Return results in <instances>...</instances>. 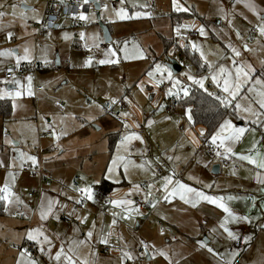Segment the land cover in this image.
<instances>
[{
    "label": "rangeland",
    "instance_id": "obj_1",
    "mask_svg": "<svg viewBox=\"0 0 264 264\" xmlns=\"http://www.w3.org/2000/svg\"><path fill=\"white\" fill-rule=\"evenodd\" d=\"M82 1L84 3V0ZM209 1L177 0L183 8H186V5L196 7L207 22L213 21L206 27V25L201 26L196 19L194 22L204 29V34H198L196 40H188V35L185 36L187 33L185 31L190 28L187 21L177 27L168 23L167 15L171 9H174L173 0H123V2L122 0H105L99 10H89L86 26L78 28L79 40L82 44L76 49L75 30L68 28L67 25L49 31L43 38L33 34L27 43L18 47L25 37L21 34L20 24L17 27L18 20L14 18L13 13L20 11L27 17L32 14L36 19L31 21H38L39 24L46 15L45 8L43 9V3L45 4L46 0H34L31 4L33 9L30 11L21 8L22 4L29 6L27 2L1 0L0 13L3 15H0V38L7 45L1 47L0 51L10 49L22 56L24 49L27 48L30 59L23 61H26L30 67L33 63H37L39 68L29 74L32 76L33 95L23 94L15 98L4 95L0 98V100H8L12 107L10 115L5 120L2 121L0 118V137L8 140L9 133L15 138L7 145L10 147L8 153L15 154L19 160L20 153H24L23 162L28 163L25 166L31 164L27 157L30 154L34 156L40 149H43L45 154L51 151V148H57L58 151L63 149L62 152H65V149L72 154L68 161L69 165L78 167L82 157L87 154L83 164L92 168L94 178L98 179L105 175L106 179L120 182V184L127 183L130 188L138 185L142 191H145L152 179L148 170L150 172L159 170L165 163L168 166V172L172 175L178 179L190 180L193 163L202 158L204 163L208 158L211 163L207 162L206 168L210 171L216 164L214 162H217V158L209 154V149L210 147L220 149L219 154L222 153L224 160L229 161V166L237 165L239 168L236 174L232 173L231 169L229 172L222 170L213 182L215 191L223 189L221 201L227 205L232 215L238 218L233 220L227 213L224 217V220L226 217L228 219L225 226L235 238L229 237L228 232L220 225L213 222L206 224L203 221L198 224L196 220V227L201 225V228L196 229L197 236H194L198 239L197 245H190L189 248L187 244V246L177 244L172 253L181 258L180 264H264V219L261 221L262 217L259 216V213L264 216V168L257 167V164L264 161V116L259 118L260 123H252L257 117L242 111L237 113L233 108V113L227 115L220 124L224 120H229L233 126L244 128L245 133L237 141H225L224 146L221 147L219 140L216 144L211 142L212 136L220 125L204 141L206 132L200 125L192 124L188 108L178 104L176 109H168L173 100L178 102L186 96L184 89L188 92L190 86L216 94L217 89L222 90L224 75L219 72L212 73L209 70L212 76L219 75L221 83L212 81L213 85H208L206 75H197L188 61H181L172 49L174 48L172 45L164 51L161 37L171 42L173 36L181 40L187 39L189 47L200 56L202 53L204 56L201 58L205 57L208 65L220 64V68L223 67L226 72L232 74L233 81L236 66L243 67L245 71L250 66L253 71L249 74V83L242 86L237 102L241 103L242 107H247L251 101L253 109H258V105L254 102L259 97L255 92L249 93L248 89L252 87L264 90L260 85L253 83L257 78L264 82L261 72H257L256 69L259 63L264 62V53L244 52V45L249 48L251 44L237 36V32L245 35L246 31L242 26L248 13L242 11L237 5H232L230 7L232 13H228L226 19L222 9L210 5ZM121 9L129 18L120 19L116 15ZM97 13L99 21L109 27V43L104 42ZM136 13H147V15L136 16ZM29 20L26 19L24 22ZM217 20H221L222 25H216ZM34 28L36 29L35 26ZM252 28L257 30V27ZM36 31L37 29L35 33ZM7 32L12 34L11 37ZM81 33L84 34L83 39H81ZM66 35H69V42L65 43V47L58 49ZM126 43L130 55H135L138 48L143 52V57L125 59V53L121 49ZM193 44L196 48H193ZM102 45L103 47L100 48ZM233 48L240 51L239 57L234 55ZM57 49L60 55L56 53ZM109 49H112L116 55L112 56L108 52ZM12 59L16 57H0V89L5 92L16 90V88L7 90L6 84L2 81L4 72L11 69ZM108 59L117 62L99 63L100 60ZM172 59L180 66V73L177 75L167 68L168 62ZM58 61L60 65H57ZM86 61L90 63L86 64ZM156 65H160L162 71H154ZM169 71L171 78L168 77ZM149 72L154 73L152 77H149ZM188 76L197 80L203 79L204 87L201 88L199 84L193 83ZM33 77H35L34 82ZM177 81L179 83H176ZM36 87L39 91L35 90ZM21 91L23 92L24 89L22 88ZM113 100L116 103L113 104ZM53 102L60 103L64 112L61 113L54 108ZM118 102L125 104L126 109L119 108ZM86 104L92 105V108H88ZM108 104L111 109H106ZM123 111H127L128 115H121ZM120 121L123 124L121 128ZM201 130L203 135L200 134ZM132 134L140 139L134 138L126 144L121 143L123 137ZM19 138L22 139L24 147L18 144ZM254 144L255 148H253ZM226 148H230L231 151H225ZM140 149L150 152L149 156L142 155ZM82 151L85 153H81ZM51 153L54 152L51 151ZM57 153H54L56 155H53L55 159L52 162L58 160ZM2 154L6 155V150ZM62 156L63 154L60 157ZM114 156H123L131 161L127 173L121 162L114 174L109 176L107 168ZM195 156L196 160H194ZM241 156H251L257 164L243 160ZM75 160H78L77 165H74ZM18 169L20 170V165ZM208 175L206 177L213 179L210 173ZM198 176L202 181L206 178L203 172ZM195 178L198 179V177ZM206 179L209 183V178ZM51 181L52 184L59 185L53 179ZM44 187L45 185H42V190L45 189ZM132 197L134 198V195ZM237 197L238 199L235 200ZM249 202L254 203L253 213L250 211ZM11 216L12 211L8 213V217ZM187 221L195 222V219L189 216ZM1 226L2 218H0V228ZM202 230L205 234L207 230L209 231L211 237L208 242L207 239H203ZM201 241L206 242L205 247L200 246ZM3 242V234L0 232V257L5 251ZM17 246L20 247V244ZM168 248L171 249V245ZM208 248L213 249L215 254L208 252ZM161 251L167 253V247L162 248ZM2 264L5 262L3 261Z\"/></svg>",
    "mask_w": 264,
    "mask_h": 264
},
{
    "label": "crops",
    "instance_id": "obj_2",
    "mask_svg": "<svg viewBox=\"0 0 264 264\" xmlns=\"http://www.w3.org/2000/svg\"><path fill=\"white\" fill-rule=\"evenodd\" d=\"M59 1L62 3L69 0ZM104 1L105 0H97L99 7L103 6ZM20 2L28 3L29 6L22 4V6L25 7V11H30L33 9L31 4L34 3V0H20ZM209 4L214 7L217 6L218 8H221L225 18L227 17L228 13H232L230 11V7L232 5H237L242 9V11L244 10L246 13H248V16H245L246 21L242 26L244 31H246L245 35L248 34L252 27H257V30L255 29L252 40L245 39L251 44V46L248 48L249 50H241L246 53H249V51L264 53V36H261L258 32V26L264 24V0H210ZM88 5L90 6V10L93 9L91 4ZM185 7L188 9V11H176L175 9H171L170 13L167 15L168 23L169 25L177 27L186 23L187 21V25H189L190 28L185 32L191 33L188 40H196L197 35L201 33V26L206 25V27H208V24L210 22L212 23L213 21L210 20L207 22L204 16L200 15V12L197 11L196 7H188L187 5ZM44 8L46 10V3H43V9ZM174 13H188L190 17L179 23H174L171 20V15ZM13 14L14 18L18 20L17 27L20 24V27L22 28L21 34L25 37L21 44H18V47H20L23 46L24 43H27L33 34L36 35L34 24H38V21H31L36 19L35 16H32V14L28 17L21 15L22 13L20 11H16ZM26 19L30 20L28 22H24ZM196 19L199 20L201 26H197V24L194 22ZM97 20L99 22V26L103 25L107 29L109 28L107 25L105 26L104 23L99 21L98 13ZM241 22L244 21L241 20ZM215 24L222 25V22L221 20H217ZM63 25H67L68 28L70 27L67 21H64L57 28L60 29L63 27ZM224 26L225 25H223V27ZM172 38L171 41L173 43ZM69 40V35H66L63 43H61L58 49L60 47H65V43L69 42ZM161 41L163 43L164 51H166L165 42H169V44L171 42L165 37H161ZM74 44L76 46V43ZM79 44H82L81 41H79ZM6 45L7 43L2 38H0V48L5 47ZM172 46L174 47L172 49H174L178 55L177 46L174 45V43ZM102 47L103 45L100 48ZM187 48L190 51H193V49L189 47V44L185 49ZM58 49L56 50L57 54H59ZM195 53L198 55L197 52ZM198 57L205 66L206 73L204 75L207 77L208 85L212 86L213 80L209 70H211L212 73L219 72L220 64L212 65V67L209 68L205 57L201 58L200 55H198ZM12 62L17 63L16 59H12ZM21 63L28 65V63L23 60H21ZM36 65L37 63H33L32 67L28 65L29 70L27 71L25 78L17 77L12 80H6L3 77L2 81L6 84V89L14 90L16 88V85L12 83L13 80H19L21 84L29 83L27 77L31 76L29 74L37 69ZM57 65H60L59 61L57 62ZM256 69L257 72H261V76L264 80V62L261 64L259 63L256 66ZM34 78L35 77H33V82L35 81ZM217 83H221L219 75ZM35 90L39 91L37 87ZM219 91H221V95L224 98L227 96V94H224L220 88L217 89V93ZM173 102L175 101H172L173 105H171L168 109H176L178 103ZM87 106L88 108H92V105ZM54 108L56 107L54 106ZM63 112L64 111L61 113ZM123 112L126 113L127 111ZM94 116L95 115L93 113V117ZM5 119L6 118H3L2 121ZM119 126L120 128L123 127L121 121ZM133 131L134 130H132V132ZM7 139L8 140L0 137V187H3L7 182L13 195L10 197L11 203L7 205V210H5L4 201H1L2 208L0 211V218H2V226L0 228V232L3 234V246H5V251L4 255H1L0 257V264H2L3 261L5 264H17L18 260L20 261V264H28L29 260H34L36 264H64L63 257H61L60 261H56L54 259L56 252L61 248H63L67 255L73 257V259L76 261V264H84V262H87V264H180L182 261L181 258L177 257L178 255H175L172 252L176 249L177 244L182 246L188 245L189 248L190 245H197L198 239L194 236H197L196 229L198 227L201 228V225L196 227V220L198 221V224L203 221L206 224L213 222L216 225H221L224 220L226 213L218 206L219 203H223L221 201L223 189L217 191L214 190L213 182L214 179L216 180L215 177H217L222 170H228L229 172V169H231L232 173L234 174H236L237 170H239L237 165L232 166L230 164V166L224 167L222 162L226 161L229 163V161L224 160L222 153L218 155L217 153L220 152V149H217V152L213 155L209 153L213 158H217V162L214 163L220 165L217 175L211 174V170L207 171V162L209 164L211 163V160L208 158L205 159L204 163L203 158L193 163L194 166L191 168L192 176L190 180H183L181 178L178 179L175 177V175H172V173L168 172V166L164 163V166H161L159 169V173V170H154L152 172L148 170V173H150L149 176L152 179H150L145 191L140 190V188L139 191H137L134 187L130 188L127 183L120 184V182L117 181H110L106 179L105 175L98 177V179L94 178L95 175L91 170L92 168L89 167V165L83 164V159L88 156L87 154L82 157V161L80 162L81 164L78 167H75L68 164V161L72 155L71 152L66 151L65 149V152H62L63 149L62 151L60 149L58 151L56 148L57 152H59L57 153V156L59 157L57 158L58 160L56 162H52L55 159L53 157V155H56L54 154L55 152L52 154L51 151H49L50 153L48 152L45 154L43 149H40L41 155L38 152H35L34 155L36 157L37 163L35 165H31L32 162H30L31 164H29V166L33 168L40 165L44 172L49 175V181L41 182L37 176L23 170L22 167L28 163L23 162V159L19 160V158H16L15 154L8 153V149L10 147L7 145H9L10 141L15 138L8 133ZM18 144L24 147L21 138L18 139ZM53 145L55 146L54 142ZM4 150H6V155L2 154ZM140 152L142 155L145 154L146 156H149L150 153L145 149H140ZM81 153H85V151H82ZM62 154L63 156L61 158L60 156ZM194 160H196V156L194 157ZM219 160L221 161L219 162ZM77 164L78 160H75L74 165ZM11 165L12 167H9ZM19 165L20 170L18 169ZM179 169L180 168H178V170ZM181 169L184 171L183 167ZM201 172L204 173L205 177L210 173L213 179H210L208 175L206 178H209L208 180L210 182L207 183L206 178L202 181L198 176ZM9 173L14 175V180L12 176L9 175ZM73 177H77L78 179V188L91 187L93 196L105 198L108 201L107 205L95 206L85 203L82 207L78 208L76 206L77 198L74 194L75 188L71 183V179ZM81 177H83V179H81ZM165 177H170L173 181V183L167 185V187H165ZM195 177H198L199 180ZM51 179H53L55 182H58L59 185L57 186L52 184ZM104 182H108L110 184L109 187L104 185L103 188H100L101 184ZM176 182L185 184L198 192H202L205 196L217 200L218 203L213 204L208 200L197 199L192 196V194H189V199L195 201V206H193V203L191 202L186 203L184 200H181L179 195L171 196L166 199L175 186ZM38 184L41 186V188L42 185H45V189H41L38 199L28 198L27 194L30 192H36L39 187ZM149 185H151V188H149ZM131 195H134V198ZM69 197H71V199H69ZM121 199L131 200L133 201V204L127 206L121 205L117 207L109 203L110 200ZM237 199L238 197L235 200ZM50 200L58 203L54 205L53 213L49 215L48 219L41 220V206H46L47 202ZM136 200L142 202V207L137 209L138 211L129 213L127 211L128 208L136 209ZM225 207H227V205H225ZM253 207L254 203L251 204L249 202L251 213L254 211ZM236 210L238 211V209ZM11 211L12 216L8 217V213ZM113 213H116V215L113 216ZM78 216L82 219L86 217V219L81 222L80 219H77ZM126 216L130 218H124ZM189 216H192V218L195 219V222H188L187 220ZM259 216L262 217L261 221H263L264 216H262V213H259ZM113 219L116 220L115 225L112 224ZM34 229L43 230L44 234L47 235L51 240V247L46 244H37L35 241L29 240L27 238L28 232ZM213 229L214 228H212V230ZM89 232L92 233L91 237L88 236ZM201 234L204 235V240L207 239V242L210 240L211 235H209L208 230L206 231V234L202 230ZM104 240H107V243H103ZM80 241H84V243L81 244ZM19 244L20 247L17 246ZM145 244L148 245L147 249L144 247ZM27 245L31 246L33 250L32 254L27 251ZM70 245L73 249L72 252H69ZM138 245L143 247L142 253H136L135 248ZM170 245L171 249L168 248ZM103 246L108 247V253L102 252L101 249L98 250ZM166 247L167 259L164 256L159 255V250L161 251L162 248L165 249ZM41 248L44 250L41 251ZM21 252H24L25 255L21 256ZM125 252L131 254V260L124 256Z\"/></svg>",
    "mask_w": 264,
    "mask_h": 264
},
{
    "label": "snow or ice",
    "instance_id": "obj_3",
    "mask_svg": "<svg viewBox=\"0 0 264 264\" xmlns=\"http://www.w3.org/2000/svg\"><path fill=\"white\" fill-rule=\"evenodd\" d=\"M89 0H84V3H88ZM123 2V0H122ZM173 8L176 11H188L187 8H183L182 6H180L177 3V0H173ZM0 15H3V13H0ZM21 15H24L23 13ZM116 15L120 18V19H127L129 18L127 16V14L123 11V9H121L120 11H118L116 13ZM136 16H140V15H147V13H136ZM79 19L81 20H87V17L83 14L80 13L79 15ZM201 34H204V30L203 28L200 29ZM258 32L261 36H264V24H261L258 26ZM11 33H8V36L11 37ZM239 32H237V36L239 37ZM84 38V34L81 33V39ZM193 48H196V45L193 44ZM245 50H249L247 45H244ZM121 51H123L125 53L124 58L125 59H133V58H142L143 57V52L140 51L138 48L136 49V53L135 55H130L129 51L127 49V43L125 44V47L123 49H121ZM233 53L235 56L239 57L240 56V51L233 48L232 49ZM108 52L112 55L115 56L116 53L112 51V49H109ZM9 56H15L16 57V61L17 64H19V62L21 60H29L30 56H29V50L27 48L24 49V54L21 55H17L14 51L10 50V49H6L3 51H0V57H9ZM201 56H203V54L201 53ZM117 61L108 59V60H100L99 63L104 64V63H116ZM90 63V61H86V64ZM233 63L235 64V61H233ZM212 66L209 65V68H211ZM9 71H11V69H9ZM156 72H160L162 71L161 66L160 65H156L155 70ZM163 71H168L167 69H163ZM253 69H251V67H248V70L245 71V69L243 67L240 66H236L235 68V80L233 81L232 79V74L226 72L225 68L221 67L219 69V73L220 74H224L223 75V86H222V91L227 94V96L223 99H221L219 96L216 97L217 100L220 101V104L227 108L229 106H233L234 110L237 111V113L239 112H244L246 114H249L251 116L257 117V119H254L252 121V123H260V117L264 116V90H258L256 88H252L250 87L248 89L249 93L255 92L256 95L259 97V99L255 100V104L258 105V109L254 110L253 106H252V102L250 101L247 107H242L241 103L237 102V97L240 95L241 92V88L244 84L249 83L250 80V72H252ZM153 72H149L148 75L149 77L153 76ZM168 77L171 78V72H168ZM189 80H192L193 83L199 84L201 88L204 87V82L203 79H195L192 76H188ZM27 80L29 81V83L27 85H22L21 82L19 80H13L12 83H14L16 85V90L14 92H5V90L0 89V98H3L4 95L7 96H11L13 98L15 97H20L23 94H27L29 96L33 95L32 91H31V80L32 77L29 76L27 77ZM212 80L213 83H217L218 80V76L217 75H213L212 76ZM176 83H179L178 81ZM253 83L255 85H260L262 89H264V82L261 81V79H255L253 81ZM175 86V84H174ZM139 87V85H138ZM24 89V91L22 92L21 89ZM141 91H143V88H141ZM169 94H171V92H169ZM184 94L187 95V89H184ZM211 95V93L209 94ZM228 97H231V99H228ZM243 99H248V97H243ZM112 103H116L115 100L112 101ZM15 107V105H13ZM121 115L126 116L128 115L127 113H121ZM189 119H191V117H189ZM149 123H151V121H149ZM245 133V129L241 128V127H235L233 126V124L231 123V121L229 120H224L223 123L220 124L219 129L216 131V133L212 136L211 138V142L212 144H216L217 140L220 141V146L223 147L225 141H237L240 139V137L242 135H244ZM201 135H203V130H201ZM53 135H55V133H53ZM140 139V137L136 136L135 134H132L130 136H125L123 137L121 143L122 144H126L128 141L132 140V139ZM119 147V146H118ZM253 148H255V144L253 145ZM225 151L230 152L231 149L230 148H226ZM219 155V153H217ZM24 153H20V157L21 159L24 158ZM243 160H248L250 163L252 164H257L256 160L253 159L251 156H241L240 157ZM28 160H30L32 162L33 165L36 164V157L35 156H28L27 157ZM123 164V168L125 173H127L128 171V167L131 164V161L126 160L123 156H114L112 158L111 163L109 164L108 168H107V172L109 174V176L111 177V175L114 174L116 167L120 166V164ZM142 167V165H141ZM257 167L260 168H264V161H261L259 164H257ZM10 176H12L13 180L15 179L14 175L12 173H9ZM81 179H83V177H81ZM166 181L165 187H167V185H170L173 183L172 179L170 177H165L164 178ZM135 188V190L139 191V186L138 185H134L133 186ZM149 188H151V185H149ZM75 191L82 193V196L84 198H86L87 200H93L94 196H93V191L91 189V187H84V188H77L75 189ZM150 194V193H149ZM189 194H192V196H194L197 199H202V200H208L213 204H217V200L205 196L202 192H198L193 188L188 187L185 184L176 182L175 186L173 187L172 191L169 193L168 197L171 196H176L179 195L181 200H184L186 203H193V206H195V201L190 200L189 199ZM13 195V193L10 190V186L9 184L6 182L5 185L3 187H0V201H4L5 203V210H7V205L9 203H11L10 197ZM69 199H71V197H69ZM82 200H77L76 203H81ZM58 203V202H54V201H48L47 205H42L41 206V210H40V218L41 220H46L48 219L49 215L53 213V208L54 205ZM109 203L113 204L114 206H121V205H132L133 201L131 200H127V199H121V200H110ZM155 206V205H153ZM218 206L220 208H222L224 210L225 213L228 214V216H231L233 220L238 219L237 217L233 216L232 213L230 212V210L225 207V205L223 203H219ZM127 211L133 212V211H138L135 208H128ZM116 213H113V216H115ZM124 218H130L128 216L124 217ZM77 219H80L81 222H83L84 219H86V217H84L83 219L81 217H77ZM228 223V219L227 217L225 218V220L221 223V227L224 228V230L226 232H228L229 237H232L233 239L235 238L234 234L228 230V228L225 226ZM112 224L115 225L116 224V220L113 219ZM92 233L89 232L88 236L91 237ZM27 238L29 240H33L35 241L37 244H46L49 247H51V240L49 239V237L47 235L44 234L42 229H34L32 231H29L27 234ZM42 238V239H41ZM81 244L84 243V241H80ZM103 243H107V240H104ZM143 243V242H141ZM201 247H205L206 246V242H199ZM145 249H147L148 245H144ZM44 249L41 248V251H43ZM208 252L213 253V249L208 248L207 249ZM73 249L71 247V245L69 246V252H72ZM215 254V253H213ZM25 253L21 252V256H24ZM159 255L164 256L167 259V254L163 251L159 252ZM124 256L131 260L132 256L131 254L125 252ZM61 257H63L64 260V264H76V261L73 259L72 256L67 255L63 248H61L59 251L56 252L54 259L56 261H60ZM17 264H20V261H17ZM28 264H36V262L34 260H29ZM84 264H87V262H84Z\"/></svg>",
    "mask_w": 264,
    "mask_h": 264
},
{
    "label": "built area",
    "instance_id": "obj_4",
    "mask_svg": "<svg viewBox=\"0 0 264 264\" xmlns=\"http://www.w3.org/2000/svg\"><path fill=\"white\" fill-rule=\"evenodd\" d=\"M89 10H90V6L88 4L82 3L81 0H69L66 2H62V3L59 0H46V10H45L46 15H45L44 19L39 24H34V26L37 29L36 37H42V38L45 37L49 31L56 29L63 21H67V22H69L70 27L74 28V30H75L74 31V43H76L75 47H76V49L80 48L81 45L79 44V41H80L79 40V31H77V30L80 27H84L87 24V20L79 19V15H80V13H83L87 17ZM254 33H255V29L252 28L248 32V34H246V35L240 34L239 37L241 39L252 40V36L254 35ZM186 35H188V38H189L191 33L187 32ZM172 40H173L174 45L177 46L178 56H179L180 60L185 61V56L183 55V52L188 45L187 44L188 40L187 39L181 40L177 36H174L172 38ZM36 68H39V67L36 65ZM28 70H29V67L24 63H20V62H19V64L13 63L11 65V71H9V70L6 71L3 76L6 80H12V79L17 78V77L25 78L26 77L25 75H26ZM217 94L221 95V91H219ZM173 103H175V102H173ZM88 105H90V104H88ZM54 106L59 111H61V112L64 111L63 106L60 103L55 102ZM117 106L121 109H126V105L121 103V102H118ZM106 109H111V106L108 104L106 106ZM51 151L57 153L56 148H53ZM216 152H217L216 148L210 147V149H209L210 154L213 155ZM38 153L41 155V150H39ZM222 165L224 167H227V166H229V163H227L226 161H223ZM22 168H23V170L37 176L39 181H41V182L42 181L47 182L50 180L49 175H47L44 172L43 168H41L40 165L35 167V169H32L28 166H23ZM71 183L75 189L78 188L79 182H78L77 177H73L71 179ZM41 189L42 188L39 185L36 192L28 193L27 197L38 199L40 192H41ZM74 194H75L77 200H82L81 203H77L78 207H82L84 203H89V204H92L95 206H98V205L105 206L108 203V201L105 198L94 197V199L90 201V200H87L86 198H84L82 196V193H80V192L75 191ZM135 206H136V209H140L142 207V202L136 200ZM15 215H17V214H15ZM69 221H71V220H69ZM100 249L104 253L109 252V249L106 246H103V247L99 248L98 250H100ZM135 250L137 251V253H140L139 251H142L143 247L141 245H138V246H136ZM27 251L30 254L33 253L31 246L27 245Z\"/></svg>",
    "mask_w": 264,
    "mask_h": 264
},
{
    "label": "trees",
    "instance_id": "obj_5",
    "mask_svg": "<svg viewBox=\"0 0 264 264\" xmlns=\"http://www.w3.org/2000/svg\"><path fill=\"white\" fill-rule=\"evenodd\" d=\"M188 13H174L171 15L172 22H181L189 18ZM166 43V50L173 44L172 41ZM183 55L185 56V61L189 62L193 68V71L197 75H203L206 73L205 66L200 61L198 55L195 52L190 51L188 48L184 50ZM210 93L207 91H202L198 87L190 86L188 88V94L181 98L177 103L181 104L183 107L189 108L190 117L194 125H200L204 128L205 136L204 141L213 133V131L220 125V122L227 117V115L233 113V106L227 108L220 104V101L216 99L219 96L221 99L224 97L218 95L217 93ZM11 107L8 100H0V116L1 118H7L10 115ZM203 141V143H204ZM108 186V182L101 184L100 188L103 186ZM1 201H0V211H1Z\"/></svg>",
    "mask_w": 264,
    "mask_h": 264
},
{
    "label": "water",
    "instance_id": "obj_6",
    "mask_svg": "<svg viewBox=\"0 0 264 264\" xmlns=\"http://www.w3.org/2000/svg\"><path fill=\"white\" fill-rule=\"evenodd\" d=\"M88 4H91L93 9L99 10V4H98L97 0H89ZM21 8L23 10L25 9L24 6H21ZM100 27H101V30H102V33H103L104 42L109 43V41H110V34H109L108 29L106 27H104L103 25H100ZM167 68L171 72H173L175 75H177V74L180 73V67H179L178 63L175 60H173V59H172V61H169L168 62ZM219 167H220L219 164H214L212 166V169H211V174L217 175L218 174V171H219Z\"/></svg>",
    "mask_w": 264,
    "mask_h": 264
}]
</instances>
